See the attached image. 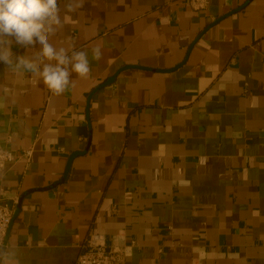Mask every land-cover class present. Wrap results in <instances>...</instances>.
Segmentation results:
<instances>
[{"label": "crops", "instance_id": "1", "mask_svg": "<svg viewBox=\"0 0 264 264\" xmlns=\"http://www.w3.org/2000/svg\"><path fill=\"white\" fill-rule=\"evenodd\" d=\"M68 2L52 41L88 76L55 95L0 63V144L32 150L0 168L3 250L75 264L100 232L135 241L119 264H264V0Z\"/></svg>", "mask_w": 264, "mask_h": 264}, {"label": "clouds", "instance_id": "2", "mask_svg": "<svg viewBox=\"0 0 264 264\" xmlns=\"http://www.w3.org/2000/svg\"><path fill=\"white\" fill-rule=\"evenodd\" d=\"M74 10L73 3H66L62 19L58 0H0V63L18 73H29L33 84L42 82L55 95L65 92L73 74L88 76L91 66L86 50L69 54L52 41ZM13 42L33 49V55L14 54ZM92 51L94 59L102 58L100 48ZM0 260L3 264H19L10 250H0Z\"/></svg>", "mask_w": 264, "mask_h": 264}, {"label": "built area", "instance_id": "3", "mask_svg": "<svg viewBox=\"0 0 264 264\" xmlns=\"http://www.w3.org/2000/svg\"><path fill=\"white\" fill-rule=\"evenodd\" d=\"M189 6L194 10H206L209 0H188ZM32 155L31 148L22 150L19 154L0 144V168L14 162L18 158L26 161ZM17 198L10 200L0 198V246L2 245L7 229L12 219L14 205ZM135 247V241L119 244L107 243L106 236L100 232L89 233L80 244V251L75 260V264H119L129 256Z\"/></svg>", "mask_w": 264, "mask_h": 264}, {"label": "water", "instance_id": "4", "mask_svg": "<svg viewBox=\"0 0 264 264\" xmlns=\"http://www.w3.org/2000/svg\"><path fill=\"white\" fill-rule=\"evenodd\" d=\"M109 81H110V80H107V82L103 83V85L107 84ZM73 157H74V155L70 157V159H69V163H70V161L72 160ZM66 171H67V170H66ZM66 171H65V174H66ZM65 174H64V176H65ZM3 244H4V241H3ZM0 250H3V245L0 247Z\"/></svg>", "mask_w": 264, "mask_h": 264}]
</instances>
